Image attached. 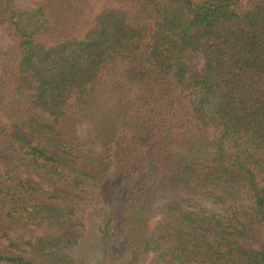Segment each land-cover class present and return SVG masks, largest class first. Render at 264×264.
I'll return each instance as SVG.
<instances>
[{"label": "trees", "instance_id": "16d2710c", "mask_svg": "<svg viewBox=\"0 0 264 264\" xmlns=\"http://www.w3.org/2000/svg\"><path fill=\"white\" fill-rule=\"evenodd\" d=\"M12 2L0 142L63 191L0 173L6 216L58 231L3 234L0 264H264V0Z\"/></svg>", "mask_w": 264, "mask_h": 264}, {"label": "rangeland", "instance_id": "374dc122", "mask_svg": "<svg viewBox=\"0 0 264 264\" xmlns=\"http://www.w3.org/2000/svg\"><path fill=\"white\" fill-rule=\"evenodd\" d=\"M194 0H190V3H192ZM35 0H13L11 3L10 11H17L21 9H29L32 6H34ZM6 23H3L0 26V62L4 56V54L7 53V51L11 48L12 42L9 38L7 29H6ZM203 59L202 57H197L192 61L191 64V70H199L202 67ZM2 97L1 91H0V98ZM0 119H2L6 124H9L8 121L3 117V115L0 113ZM22 136L30 143V144H37V142L30 137V135L24 133ZM75 166L78 169L89 171V166H87L86 163L83 162H74ZM14 170L17 171L22 176H27L32 178L34 181H36L38 184H40L44 189L49 190H59L63 191L61 187L56 185L55 183H52L51 181L47 179H42L34 175L30 170L26 169L20 161H18L14 155L6 151L3 148V144L0 142V173L4 171ZM207 190H201L200 193L193 195L187 191L182 190L180 187L173 188L169 185H167L165 182H163L159 189L156 192V198H157V204H163L171 199H180V198H189L194 199L198 203H201L203 205H206L209 201L207 198ZM215 207V206H214ZM6 209L7 205L3 201L0 200V242H3V234H6L7 236L11 238H20V239H28V238H36V237H44L49 238L57 234V230L54 228H49L46 226H40L38 228L30 227L29 229H24L23 227L17 225L14 221L10 220L6 216ZM159 216L158 213H154L151 218L149 219L148 229L151 230L154 226V224L157 222ZM244 248H252L256 250H262L264 251V232L257 234L255 241L251 244H245ZM100 255L94 254L89 259V264H95L97 258H99ZM36 264H44L36 261Z\"/></svg>", "mask_w": 264, "mask_h": 264}]
</instances>
